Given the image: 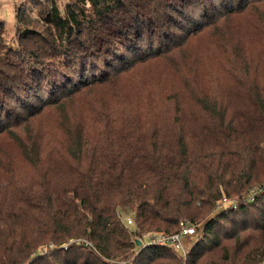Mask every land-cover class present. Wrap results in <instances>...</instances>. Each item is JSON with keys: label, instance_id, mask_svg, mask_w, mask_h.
<instances>
[{"label": "trees", "instance_id": "1", "mask_svg": "<svg viewBox=\"0 0 264 264\" xmlns=\"http://www.w3.org/2000/svg\"><path fill=\"white\" fill-rule=\"evenodd\" d=\"M256 5L264 9V0L53 3L41 27L20 26L17 47L0 22V137L16 139L34 172L28 183L5 186L0 264H263L264 80L252 79L237 106L230 92L201 90L182 94L183 106L168 112L159 109L166 97L138 114L93 108L85 122L68 110L83 89L172 60ZM70 59L86 63L74 86L62 69ZM51 107L64 116L65 135L40 142L32 123ZM0 169L11 180L6 162ZM182 220L201 223L185 255L153 239L178 231ZM53 254L63 256L52 261Z\"/></svg>", "mask_w": 264, "mask_h": 264}, {"label": "rangeland", "instance_id": "2", "mask_svg": "<svg viewBox=\"0 0 264 264\" xmlns=\"http://www.w3.org/2000/svg\"><path fill=\"white\" fill-rule=\"evenodd\" d=\"M69 1L71 0H0V22L4 25L5 39L9 46L17 47L20 26L41 27V17L53 3L63 7ZM263 11V8L256 5L249 13H238L227 20L222 19L216 27L209 28L200 38L192 39L185 48L177 51L172 60L161 64H144L139 69L125 74L116 85L98 86L92 90L83 89L68 101L71 116L75 113L85 122L93 108L104 111L105 106L108 108L121 106L122 115L132 109L138 114L136 108H142L146 104L154 105L163 97H166V100L159 105V109L168 112L183 106L181 100L187 97L182 94L201 90L230 92L229 96L235 98L232 106L240 105L243 99L239 97L242 89H246L252 79L257 82L264 80ZM195 23L192 22L193 25ZM63 64L66 83L69 86L76 85L82 79V67L86 63L82 60L70 59L63 60ZM87 64L90 66V62ZM185 67L188 73L192 72V81L186 78L183 71ZM115 86L119 87V96L116 95ZM177 89L180 92H176ZM176 95L181 96L175 103ZM167 97L173 102L170 103ZM186 103H189L188 106L185 105L186 108L193 107L192 103ZM63 119L62 113L51 107L37 116L32 123V130L35 134L43 136L40 142L46 139H61L65 135ZM95 122L100 121L98 119ZM15 140L7 134L0 137V156H2L0 165L6 162L9 173L13 176L9 181L4 180L6 174L0 169V204L1 200L11 192V187L5 188V186L10 182L28 183L32 181L34 175L33 168L25 159L28 157L21 156L22 150ZM46 143L48 142H44V147ZM132 213L134 214L133 211ZM84 236L86 235L80 234L82 239ZM148 239L149 237L145 236L141 241L147 243ZM65 243L66 241L62 245ZM54 246L56 245L52 243L42 251H49ZM178 250L183 254L182 249ZM61 256L63 255L53 254L49 258L58 261Z\"/></svg>", "mask_w": 264, "mask_h": 264}, {"label": "built area", "instance_id": "3", "mask_svg": "<svg viewBox=\"0 0 264 264\" xmlns=\"http://www.w3.org/2000/svg\"><path fill=\"white\" fill-rule=\"evenodd\" d=\"M254 192L250 194V199H253ZM226 198H224V201ZM126 222L131 224L134 222L132 215L126 217ZM201 228V223H190L189 220H182L180 222V229L172 233H157L153 235V239L157 242L170 243L175 246L177 249H182L183 254L185 255L188 251V248L192 241L195 239ZM72 239L71 241H73ZM187 242V243H186ZM264 264V262H263Z\"/></svg>", "mask_w": 264, "mask_h": 264}, {"label": "water", "instance_id": "4", "mask_svg": "<svg viewBox=\"0 0 264 264\" xmlns=\"http://www.w3.org/2000/svg\"><path fill=\"white\" fill-rule=\"evenodd\" d=\"M137 245H141V240L137 239Z\"/></svg>", "mask_w": 264, "mask_h": 264}]
</instances>
